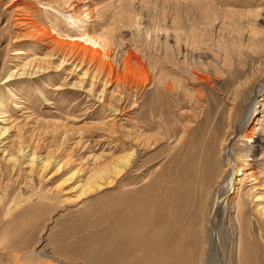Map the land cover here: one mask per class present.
Instances as JSON below:
<instances>
[{
  "label": "rangeland",
  "instance_id": "rangeland-1",
  "mask_svg": "<svg viewBox=\"0 0 264 264\" xmlns=\"http://www.w3.org/2000/svg\"><path fill=\"white\" fill-rule=\"evenodd\" d=\"M23 1L37 7L34 9L28 5L38 24L63 32L70 29L67 25L69 22L63 23L65 17L45 5L55 1L51 5L62 9L64 3L77 4L79 12L75 13H83L81 17L85 20L81 21L84 25L79 24L81 28L87 27L91 33L97 34L112 30L117 64H120L125 51H135L137 48L138 55L150 68L158 65L162 79L173 78L174 94H168L166 90L157 92L155 88L162 87L156 83L139 93V101L152 98L155 103L158 100L156 104L160 107L151 115L152 130L148 132L152 138L150 144H154V147L140 150L135 167L115 179L111 188L83 198L77 188L79 175H72L77 170L92 167L93 161L88 158L91 154L99 156L110 153L106 157L110 163L112 159L130 152L131 143L120 138L136 132L133 123L137 110L131 109L133 99L122 106L126 109L122 110L123 115L119 117L117 125L124 127V130L116 127L114 130L117 136L112 140L109 133L100 129L101 126L97 127L98 123L108 119L106 111L97 107L98 104L94 107L91 106L93 101L85 104V95H81V92H52L48 89L52 85L73 83L75 79L69 80L65 75L52 80V76H45L24 80V84L16 81L3 84L8 73L15 67L22 68L34 53H38L32 52L25 42L13 43L16 30L12 24L16 11L12 3L20 7L19 2ZM0 9V110L8 113L9 121H14V126L22 125L24 118L30 117L31 128L28 131L33 140H38L40 152L51 153L69 162L53 176L54 165L40 177L36 170L27 176L23 160L15 167L16 172H12L0 152V264H193V256L187 252L188 240H191L187 231L175 239L170 238V229L164 222L155 227L156 236L151 234V253L129 250L133 247L128 231L131 230L130 221L123 218L121 222L119 212L122 210L127 214L130 208L135 207L132 189L144 186L147 182L152 183V189L138 196H152L151 209L155 215L165 214L177 218L179 212L191 209L185 200V206L181 202L183 208H172L174 194L180 197L185 195L176 190L174 194L172 192L174 181L181 175L182 166L177 163L179 150L182 149V159L185 161L188 148L184 144H199L193 151L200 156L214 138L218 126L216 119L210 127L209 135L198 143L194 142L208 100L213 99L218 110L229 107V95L227 97L221 91L223 79L227 76L225 72L229 68L225 57L228 58L229 54V61L236 63L237 56L241 61L246 60L244 56L237 55V51L245 55L263 51L264 0H2ZM86 14L91 17L89 20ZM16 50L24 51L27 55L14 56ZM16 57H20V61L15 62ZM149 70L152 79L157 77L156 72ZM197 76H207L209 79L198 82L195 80ZM8 89L12 90V94ZM261 95L264 96V89ZM178 102L181 106L176 107ZM14 104L23 108L16 110ZM25 108L30 112L23 115ZM164 108H168V115L164 113ZM101 113L103 117L97 116ZM144 121L139 118L141 126ZM260 121L258 127L255 126L259 131L254 135L259 138V142H247L239 134L231 142L230 155L232 159H237L245 154L243 151L246 147L257 149V152L250 150L247 155L256 158L251 162L254 170L264 173V107L260 109ZM47 123L74 129L86 128L87 147L83 149L81 145L75 146L74 136L59 142L62 133L52 134L54 129L47 127ZM188 128H191L189 134L185 133ZM22 135L14 127L10 143L6 145L8 151L15 150ZM101 138L105 141H100ZM3 149L0 147V151ZM135 178H139L136 184L133 183ZM192 199H196L195 192L191 194ZM141 206L142 203L139 204L140 209ZM160 218L166 220L165 217ZM125 228L129 234L126 231L127 235H122ZM167 234L170 239L165 240ZM230 234L229 229L226 264H239L237 252L230 242L234 236ZM161 238L164 240L161 241ZM253 258L252 264H256L262 255L258 252L255 256L253 254Z\"/></svg>",
  "mask_w": 264,
  "mask_h": 264
},
{
  "label": "bare ground",
  "instance_id": "bare-ground-1",
  "mask_svg": "<svg viewBox=\"0 0 264 264\" xmlns=\"http://www.w3.org/2000/svg\"><path fill=\"white\" fill-rule=\"evenodd\" d=\"M39 2L43 4L41 1ZM1 3L2 0H0V5ZM53 3L56 2L53 1L45 6L61 13L65 17L63 23L69 22L67 25L70 29L65 32L53 27L47 29L38 24L37 19L28 9V5L34 9L37 8L32 3L19 2L20 7L16 3L11 4L16 11L14 24H12V27L16 30L13 43L25 42L30 46L32 52L38 53H34L33 57L22 68L15 67L14 70L8 73L3 84L12 81L24 84V80H35L45 76L50 78L52 76V80H57V77L65 75L69 80L75 79L73 83L52 85V87L48 86V89L52 92H62L63 90L81 92V95H85V104L86 102L89 104L91 101H93L91 105L93 107L98 104L97 107L106 111L108 119L105 122L98 123L97 127L101 126L100 129L109 133L112 140L117 136L114 130L116 127H119L118 130H124V127L117 125V122L120 121L119 117L123 115L122 110L126 109L122 106L133 99L131 109L137 110L135 122L133 123L136 126L135 134L131 136L123 135L120 138L131 143L130 152L114 160L112 159V161H109L110 163L106 159L110 153L99 156L91 154L88 158L93 161L92 167L87 170L83 168L73 172L72 176L79 175L77 188L80 190V197L84 198L94 192L111 188V185L115 183V179L135 167L140 150L146 151L154 147V144H150L152 138L148 135V132L152 130L151 115L160 109L156 104L158 100L156 103L154 102L155 99L153 101L152 98L139 101L138 95L142 89H146L153 83L160 84L162 87L155 88L157 92L166 90L168 94H174V83L173 78H161L158 65L150 68L151 66L138 55L137 48L134 49L135 51H125L122 54L120 64H117L112 30H105L99 34L91 33L89 28L85 27L83 29L79 26V24H82L81 21L85 20L81 17L83 13L76 14L77 11L79 12L77 4L73 2L70 4L64 3V7L60 9L59 6L53 7L51 5ZM85 17L88 20L91 18L89 14H86ZM253 52L255 51L253 50ZM13 55L22 56L27 55V53L16 50ZM237 55L244 56L246 60L241 61V58L239 59L237 56L236 63H233L229 61V54L228 58L225 57L229 68L225 72L227 76L223 79L224 85L221 91L227 97L229 95V100H227L229 107L218 110L215 101L213 99L208 100V107L204 119L199 120L200 127L199 130H196L194 142L198 143L209 135L210 127L216 119L218 126L214 131V138L212 137L200 156L193 151L194 147L199 144H184L188 148V158L185 161L182 159V149L179 150L180 158L177 163L182 166L180 168L181 175L174 181L173 190L172 188L169 190V197L171 190L173 194L176 190L185 195L180 197L181 195L175 193V198L172 199L173 202H170L173 203V205L171 204L172 208L176 210L177 207L183 208L181 202L185 200L191 209L186 208L183 212H179L177 218L165 214L164 216L155 215L151 209L153 205L152 196L143 198L138 196L149 192L152 189V183L146 181L147 184L144 186L134 187L131 193L135 207L130 208L127 214H124L122 210L119 212L121 222H123V218L130 221L131 230L128 231H130L132 239H129L133 243V247L129 250L151 253V234L155 235V227L160 222H164L170 229V238L175 239L187 231V235L191 237V240H188L190 243L187 247L188 250H186L189 256H193L194 262L198 264H226V242L228 241L229 229L230 235L234 236L230 242L232 248L237 252L236 259L238 263L240 264L243 261L246 264H252L253 254L255 256L259 252L262 258L259 261L257 260L256 264H264V173H258L254 170L251 162L255 161L256 158L247 155L250 154L248 153L250 150L257 152V149L250 146L246 147L243 151L246 155L244 154L237 159H232L230 155L231 142L239 134L247 142H259V138L254 135L259 131L257 127L261 122L260 109L264 107V96L261 95L264 89V48L261 52L253 54L251 52V55H245L241 51H237ZM19 58L16 57L14 61H20ZM149 69H152L153 73L156 72L155 75L158 78L155 76L152 79ZM201 76H197L195 80L202 82L209 79L207 76ZM178 87L180 88V86ZM8 91L12 92L11 89H8ZM177 96L179 95L177 94ZM179 106H181L180 102L176 104V107ZM20 108L23 107L14 104V109L18 110ZM29 112L25 108L22 114L25 115ZM164 113H168V108H164ZM255 114L256 117H254ZM97 116L103 117V113ZM139 118L145 120L143 126L140 125ZM9 120L8 113L0 110V124L2 125L0 127V147H4L0 152L3 153L4 162L11 166L12 172H16L14 171L15 167L19 165L21 160H23L22 164H25L24 168H27L25 171L27 176L34 174L36 170L40 177L45 172L47 173L50 167L52 169L54 165L53 176L68 165L69 162L67 163L62 158L59 159L51 153L40 152L37 145L38 140H33L31 132L28 131L31 128L30 117L24 118L23 124L16 126L12 124L14 121ZM166 124L164 126H167ZM47 125V127L54 129V131H51L52 134L62 133L59 142L67 141L69 137L74 136L73 138L76 140L73 144L75 146L81 145L83 149L87 147L85 140L87 137L86 128L74 129L57 124L55 126L50 123H47ZM255 126L257 127L255 128ZM14 127L23 135L17 142L19 145H15V150L8 151L6 145L10 143L9 138L12 137L11 132L12 130L14 132ZM189 132H191V128L185 131L187 134ZM252 139H256V141L253 142ZM99 140L105 141L103 138ZM198 161L200 163L196 165ZM138 181L139 178H135L133 183L136 184ZM193 192L196 193V199L191 200ZM141 203L142 206H145L144 209L142 206L141 209L139 208ZM160 216L165 217L166 220L162 221ZM160 219L161 221H159ZM123 229L124 227L121 228V230ZM246 230H248V235H246ZM126 231L125 228V232H121V234L125 235L128 232ZM164 237L165 240L166 238L170 239L168 234ZM194 262L192 263L194 264Z\"/></svg>",
  "mask_w": 264,
  "mask_h": 264
}]
</instances>
